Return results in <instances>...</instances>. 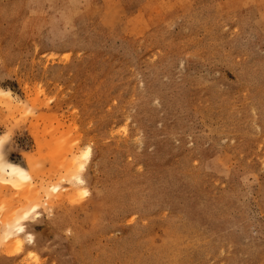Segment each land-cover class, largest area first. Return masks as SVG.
<instances>
[{
  "label": "rangeland",
  "instance_id": "obj_1",
  "mask_svg": "<svg viewBox=\"0 0 264 264\" xmlns=\"http://www.w3.org/2000/svg\"><path fill=\"white\" fill-rule=\"evenodd\" d=\"M0 160V264H264V0H0Z\"/></svg>",
  "mask_w": 264,
  "mask_h": 264
},
{
  "label": "bare ground",
  "instance_id": "obj_2",
  "mask_svg": "<svg viewBox=\"0 0 264 264\" xmlns=\"http://www.w3.org/2000/svg\"><path fill=\"white\" fill-rule=\"evenodd\" d=\"M89 154H90V151H88L87 153H86V157H89ZM75 163H79L78 161H76ZM74 163V164H75ZM79 165L81 166V168H83V169H85L84 168V166H82V165H84V164H80L79 163ZM78 165V166H79ZM74 166V165H73ZM75 167V166H74ZM76 168V167H75ZM77 169V168H76ZM0 177H4V179L5 180H8V181H12V182H21V183H23L24 184V182L26 183V182H28V181H30L31 180V174H29L21 165H18V164H15V163H12V162H6V161H1L0 160ZM79 180L80 181H82L81 180V178H79ZM21 183H19V185L21 184ZM38 208V207H37ZM36 207L34 208V209H37ZM31 209V208H30ZM33 209V208H32ZM33 209V210H34ZM36 211V210H35ZM35 211H33V212H35ZM28 212V211H27ZM30 213V212H29ZM32 214V213H31ZM26 216H28V214H26L25 215V218L24 219H26L27 217ZM29 217V216H28ZM20 220H22V219H20ZM21 223V222H20ZM10 224V223H9ZM17 233H19V234H23L24 232H25V227L22 225V224H18V226H17ZM14 231V230H13ZM16 234V233H15ZM9 236H10V234H9ZM8 236V237H9ZM7 237V238H8ZM11 237H12V234H11ZM3 239V238H2ZM4 240V239H3ZM3 240H2V242H3ZM9 240V239H8ZM11 240V239H10ZM19 240V239H18ZM6 242H8V241H6ZM1 243V242H0ZM2 244H4V243H2ZM1 245V244H0ZM5 245V244H4ZM8 245V244H7ZM10 245V244H9Z\"/></svg>",
  "mask_w": 264,
  "mask_h": 264
}]
</instances>
